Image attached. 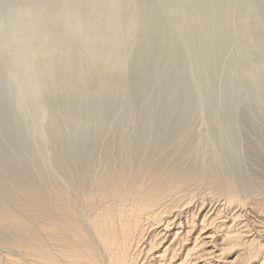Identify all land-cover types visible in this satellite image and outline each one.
<instances>
[{
  "label": "bare ground",
  "instance_id": "1",
  "mask_svg": "<svg viewBox=\"0 0 264 264\" xmlns=\"http://www.w3.org/2000/svg\"><path fill=\"white\" fill-rule=\"evenodd\" d=\"M263 201L264 0H0V264L248 262Z\"/></svg>",
  "mask_w": 264,
  "mask_h": 264
},
{
  "label": "rangeland",
  "instance_id": "2",
  "mask_svg": "<svg viewBox=\"0 0 264 264\" xmlns=\"http://www.w3.org/2000/svg\"><path fill=\"white\" fill-rule=\"evenodd\" d=\"M52 154V153H51ZM50 165H52L51 163H50ZM34 174H32V178H33V176L34 175H36V173H40V171L39 170H35L34 172H33ZM72 175H73V173H72ZM17 178V177H16ZM29 178V176L27 175V179ZM42 178V177H41ZM9 179V178H8ZM240 180H238L239 181V184H242L243 185V183H242V179L241 178H239ZM33 180V179H32ZM245 181L247 182V178L245 177ZM2 185V184H1ZM244 187H246V188H248L249 187V185L247 186L246 184L245 185H243ZM247 191H250V190H247ZM73 195H74V193H73ZM263 205H264V201H263ZM263 208H264V206H263ZM247 237V236H246ZM248 238V237H247ZM246 238V239H247ZM257 239H260V240H258V241H256V245H260L261 244V242H263V241H261V237L260 238H257ZM256 239V240H257ZM263 240V239H262ZM260 242V243H259ZM258 256H253V259H251V261H249L248 260V262L245 260V259H243V257L244 256H242L241 258H239V259H236L235 261H233L234 263H229V264H244V262L246 263V264H264V247L262 248V249H260V250H258ZM239 254V250H236V251H233L232 253H230V255H228L227 256V258H226V260H233L234 258H235V256H237ZM245 258V257H244Z\"/></svg>",
  "mask_w": 264,
  "mask_h": 264
}]
</instances>
